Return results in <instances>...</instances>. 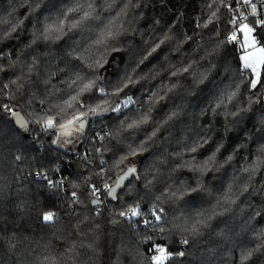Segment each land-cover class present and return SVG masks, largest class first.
Masks as SVG:
<instances>
[{
    "label": "snow or ice",
    "instance_id": "snow-or-ice-1",
    "mask_svg": "<svg viewBox=\"0 0 264 264\" xmlns=\"http://www.w3.org/2000/svg\"><path fill=\"white\" fill-rule=\"evenodd\" d=\"M60 2L62 6L58 9L57 4H51L50 8L44 7L40 26L34 27L29 43L15 58L11 52H0V74L9 71L12 73L7 82L0 75V110L10 115L16 131L25 136L33 128L39 129L42 135L49 136V143L55 146L48 151L49 155L51 151L59 152L62 149V155L67 157L69 146L74 150L76 145L87 140L90 147L83 153L76 152L87 168V174H78V178L82 179L71 182L70 186L73 189H80L82 186L85 188L97 216L102 214L100 209L106 206L105 201H116L115 208L109 213L111 223H127L133 227L141 243L150 242L148 252L151 255L146 257L148 264H177V258H185L187 249L203 235V229L209 226L216 215L221 214L218 209L236 202L234 197L237 193L233 191L232 184H229L216 196L211 207L196 208L178 222L175 217L170 222L168 211L163 205L168 202L178 203L185 200V197L192 198L186 203L194 204L198 199L202 200L201 193L211 195L208 182L214 179L213 174L223 166L218 157L225 145L221 138L216 141L214 148L202 151L213 142L212 123L206 122V127L196 139L185 143L181 151L173 153L176 159L172 162L174 166L171 173L183 171L189 176L183 180L178 179L176 186L168 185L159 190L158 195H154L151 190L159 177L152 168H148L143 176L142 187L138 188L135 183L141 181L138 165L143 164V160L136 158L146 153L151 154L150 148L159 141L161 130H166L169 122L178 116L176 111H172L162 121H156L152 115L154 106L174 92L177 83L173 81L171 84H164L161 81L160 87L155 91L148 90L142 100L135 98L136 92L133 89L141 81L156 79L158 73L150 71L145 74L144 67L152 63L154 54L162 46H165L164 51L179 53L181 57L178 63L173 64L164 56L168 61L166 71L169 77L177 78L187 74L192 77L194 84H203L208 77V70L199 72L196 67L198 60L192 57L185 59L183 45L189 42L195 44L193 52H203L200 60L220 56L222 53L227 55L230 51L235 61V73L241 78V82L247 84V107H237L241 103L240 84L234 82L214 95L208 111L213 115L223 116L225 121L231 118L232 124L238 122L236 118L241 117L242 112L249 111L252 104H264V0H202L203 14L192 22L193 34H177L175 29L182 21L183 13L176 14L173 24L160 37L151 42L145 41L147 46L143 49V54L130 69L123 75L114 73L112 78L99 70L109 63L107 57L111 52L120 51L117 45L123 42L122 38L130 31L129 15L140 6L139 0ZM44 5L45 0H31V11L35 12ZM52 9L57 11L45 14L51 13ZM209 28L210 46L205 47L202 42L194 40V36L200 34L198 30ZM16 30L17 27L12 26L11 31ZM7 35L10 33H6ZM213 36L216 37L214 40L211 39ZM64 37L72 41L71 49L66 55L78 63L72 65L71 70L56 84L52 83L56 72L47 73L42 81L44 91L38 94L34 86L38 87L41 82L40 59L32 56L28 61L23 58V54L28 49L35 51V45L44 44L48 47ZM81 40H86L84 46H81ZM5 59L8 60L7 65L3 63ZM68 63L69 61H65L66 65ZM209 64L215 67L212 61ZM56 71L63 72L64 69L58 68ZM33 76L36 77L35 80ZM22 101L23 112L17 110ZM37 101L38 107L35 106ZM105 121L107 130H94L97 123ZM229 126L226 123L225 129ZM89 130L94 131L90 138L87 135ZM141 133L143 138L137 139V135ZM257 152L254 160L243 168L245 182L240 188V194L249 192L250 187L253 191L256 190L249 182L258 171L264 169V157L260 155L264 154V144L258 146ZM106 153H111L108 159H105ZM93 154L99 157L95 169L89 167L94 163ZM21 158L20 155L15 156L17 161ZM232 160L233 155H228L226 162ZM57 161H60V155L54 156L47 164L40 165L39 170L33 173L50 192L66 190V178L60 174L67 164ZM93 179H98V183H91ZM102 196L104 199H101ZM64 198L70 200L71 205L83 203L77 191H72ZM74 213L75 208L70 207V214ZM39 218L44 225L50 227H55L59 222V215L54 211H42ZM88 219L84 216L75 226L85 237L88 233L81 232L80 225ZM169 223L170 228L166 227ZM149 231L158 235L160 241H156L155 235L147 234ZM176 234L180 236L178 242L185 247L184 250L173 252L167 239ZM253 240L254 248L240 249L239 264H247L254 253L264 252V229L254 232ZM10 246L14 248L15 244ZM83 246L85 245L81 241V247ZM86 246L95 251L91 243ZM76 248L74 242L62 254L46 255L42 264H76V257L79 255Z\"/></svg>",
    "mask_w": 264,
    "mask_h": 264
},
{
    "label": "trees",
    "instance_id": "trees-1",
    "mask_svg": "<svg viewBox=\"0 0 264 264\" xmlns=\"http://www.w3.org/2000/svg\"><path fill=\"white\" fill-rule=\"evenodd\" d=\"M64 4L68 0H63ZM51 4H57V9L61 7L60 0H45V5L41 9L32 12L31 0H0V52H11L13 58L24 48L31 39L34 27H39L43 20L41 13L44 7H51ZM139 7L134 9L130 15V31L122 38V43L117 47L120 51L111 52L107 59L109 63L101 73L107 74L112 78L114 73L121 75L140 58L143 49L147 46L145 41L160 37L164 30L173 24L176 14L183 13L182 21L177 25L175 31L178 35L184 32L193 34L194 24L197 17L203 14L202 0H139ZM57 9H52L54 14ZM107 15V13H105ZM23 21L21 24L20 22ZM159 21V23H156ZM12 26L17 30L12 32ZM211 28V26H210ZM209 29L198 30L199 35L194 36V40L202 42L205 47H209L210 37ZM6 33L10 35L6 36ZM213 36L211 39H215ZM77 39H81L77 37ZM86 40H81V46H84ZM72 41L64 37L56 44L45 47L44 44L35 45V51L28 49L24 52L23 58L30 61L32 56L40 59L41 77L38 87L34 90L38 94L43 93L45 85L43 79L47 73L56 72L52 83L65 76L71 66L77 64V61L71 60L66 53L71 49ZM227 48V46H225ZM162 49L154 54L155 59L148 67H144V73H158L156 79L141 81L133 89L136 92V99L142 100L148 90H157L161 81L164 84L177 83L174 92L169 93L167 97L154 106L153 117L156 121H162L170 112L176 111L178 116L170 121L166 130L162 129L159 133V141L150 148V153L138 157L143 160V164L138 165L140 169L141 181L135 182L136 186L142 187L145 170L152 168L154 174L159 177L152 188L154 195L159 194V190L171 185L176 186L177 180H183L189 176L187 172L171 173L172 163L175 161L173 153L181 151L182 146L197 138V135L206 127V122L212 123L213 142L207 145V148H214L216 141L221 138L224 142V150L218 157L219 163L226 165L216 171L214 179L208 182L211 195L201 193L202 200L198 199L194 204L186 203L191 197H185L178 203H165L163 206L168 211L170 222L177 218V222L189 215L196 208H208L215 203L216 196L227 188L231 183L232 175L234 181H237L239 188L245 182L243 168L248 166L258 154L257 148L264 144V104H252L251 109L242 112L241 117H237L238 122L232 124L231 118L225 121L223 116L213 115L208 111L213 103L214 95L221 89L231 86L234 82L240 84V101L237 107H247V96L249 95L247 84L241 82V78L235 73V61L231 52L225 55L213 56L200 60L203 52H193L195 44L189 42L183 45L185 49V59L192 57L198 60L196 65L199 72L208 70V77L203 84L193 83L192 77L185 74L177 78H170L166 71L168 61L173 64L181 60L179 53L167 52ZM168 57V61L164 59ZM65 61H69L66 65ZM209 61L215 65L211 67ZM7 65L8 60L3 61ZM148 63L147 61L145 62ZM113 67L111 75L107 73ZM58 68H63V72H57ZM139 71V70H138ZM7 78L12 76L11 71L0 74ZM35 80L36 77L33 76ZM137 89H139L137 91ZM39 106L38 101L35 104ZM17 110L23 112V101ZM230 126L226 130L225 124ZM101 128L107 130V121L97 123L94 130ZM94 134L93 130L87 132L90 138ZM34 137L38 139L34 140ZM143 138L142 133L137 135V139ZM49 136L42 135L39 129L33 130L25 136L22 132L16 131L10 115L0 110V261L2 264H42L46 255L62 254L64 250L76 243L77 252L76 264H148L146 259L149 256L148 248L150 242L141 243L133 227L127 223H111L110 211L116 206V201L105 202V207L100 209L101 215L97 216L90 203V196L87 195L85 188L73 189L70 184L73 181L79 182L82 177L78 174H87V168L83 164L80 156L76 152L83 153L90 147L87 140L81 144L76 151H68L67 157L62 155L63 150L48 151L54 149L49 143ZM99 146V145H97ZM233 155V160L226 162L228 155ZM20 155L21 160H15V156ZM60 155V161L67 167L60 174L65 177L66 190L64 192H50L44 185L34 177L33 173L39 170L40 165H45L54 156ZM111 153L105 154V159ZM264 157V154H260ZM93 165L89 166L95 169L99 157L93 154ZM234 170H236L235 173ZM239 175V176H238ZM91 183H98V179H93ZM255 187V191L250 187L249 193H246L245 201L252 200L257 204V209H251V212H241L246 220L241 219V223H236L237 209H229L226 205L218 211L209 223V226L203 229V235L197 238V241L187 249L185 258H177V264L183 261V264H239L240 249L254 248V232L264 229V169L257 172L252 181L249 182ZM23 189L24 191H20ZM72 191L80 194L82 204L71 205L70 200L64 197ZM243 194H240L239 197ZM104 199V197H102ZM260 201V203L258 202ZM243 202V201H242ZM241 202V203H242ZM243 204V203H242ZM260 206V207H259ZM70 207L75 208V213L70 214ZM260 208V211L257 210ZM42 211H54L59 215V222L55 227L44 225L39 218ZM260 214V221H256V215ZM236 215V217H234ZM84 216L89 219L80 225L81 232H87L85 237L76 229L79 220ZM255 221V225H254ZM166 227H171V223ZM142 228V226H141ZM238 229V233L233 234ZM147 234L155 235L156 241L160 237L149 231ZM143 235V233H141ZM167 239V237H166ZM178 234L172 235L167 239L170 250L178 252L184 250L183 245L178 241ZM81 241L85 246L81 247ZM91 243L95 251L89 249L86 245ZM15 244V247L10 245ZM247 264H264V252H256Z\"/></svg>",
    "mask_w": 264,
    "mask_h": 264
},
{
    "label": "rangeland",
    "instance_id": "rangeland-1",
    "mask_svg": "<svg viewBox=\"0 0 264 264\" xmlns=\"http://www.w3.org/2000/svg\"><path fill=\"white\" fill-rule=\"evenodd\" d=\"M113 69H115V68H113V67H111L110 68V70L109 71H107V73L109 74V75H111V73H112V71H113ZM112 76V75H111ZM81 146V144H78V145H76V147H75V149L73 150V148H72V146H69V151H71L72 153H73V151H76L77 149H78V147H80ZM137 160H140L138 157L136 158ZM224 167V169H226L227 167H226V165H224L223 164V166H222V168ZM220 170V169H219ZM236 172V170H234V172L233 173H235ZM243 172V171H242ZM235 175V174H234ZM234 175H232V180H231V183H228V185L229 184H232V187H233V191L234 192H236L237 193V196L236 197H234L235 198V203L234 204H230V205H228L229 206V209H227V211H230L231 209H237V213H236V215H237V220H236V223H241V219H244V220H246V217H245V215L243 214V213H241V212H251L252 210L251 209H257V204H256V202L255 201H252V200H246L245 201V199L246 198H248V197H246V193H249V192H244L243 193V195L242 196H240L239 197V191H240V188H239V186L237 185V181H234V182H232L233 180H234V178H236ZM239 176V175H238ZM227 185V186H228ZM225 190V189H224ZM249 191H250V189H249ZM222 192V191H221ZM244 197H245V199H244ZM243 201V202H242ZM243 204H242V203ZM258 202L260 203V201L258 200ZM260 207V206H259ZM258 211H260V208L257 210V212ZM236 215L234 216V217H236ZM259 217H260V214L258 215H256V221H260V219H259ZM254 225H255V221H254ZM238 229L239 228H237V230L233 233V234H236V233H238ZM261 230V229H260ZM254 255H255V253H254ZM254 255L252 256V257H254ZM251 260V262H252V259H250ZM143 263L144 264H147V263H145V261H143Z\"/></svg>",
    "mask_w": 264,
    "mask_h": 264
},
{
    "label": "built area",
    "instance_id": "built-area-1",
    "mask_svg": "<svg viewBox=\"0 0 264 264\" xmlns=\"http://www.w3.org/2000/svg\"><path fill=\"white\" fill-rule=\"evenodd\" d=\"M103 197V196H102ZM102 197H101V199H102ZM106 202V201H105ZM149 255H151V253H149Z\"/></svg>",
    "mask_w": 264,
    "mask_h": 264
}]
</instances>
